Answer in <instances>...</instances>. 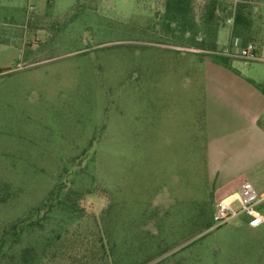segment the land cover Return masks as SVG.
<instances>
[{"label":"rangeland","instance_id":"obj_1","mask_svg":"<svg viewBox=\"0 0 264 264\" xmlns=\"http://www.w3.org/2000/svg\"><path fill=\"white\" fill-rule=\"evenodd\" d=\"M165 1L0 0V264H264V224L211 220L229 188L264 193V0L216 37L203 0L184 27ZM234 37L256 60L223 55ZM209 139L258 158L214 178Z\"/></svg>","mask_w":264,"mask_h":264},{"label":"trees","instance_id":"obj_2","mask_svg":"<svg viewBox=\"0 0 264 264\" xmlns=\"http://www.w3.org/2000/svg\"><path fill=\"white\" fill-rule=\"evenodd\" d=\"M203 13H202V19L203 23L205 25V28L207 27L208 29L210 28L213 34V37H216L217 34V23L219 24H226L225 21L226 19L232 17L233 18V24H232V30L233 33L239 31L240 27L245 28L248 17H249V7L250 3H237L235 6H231L230 8H226L223 5L222 0H203ZM192 0H166L165 1V8H166V18L169 23L174 22L176 25H179L180 27H184V21L186 13L189 10L190 4ZM227 9V11H226ZM221 21V22H220ZM236 35V33L234 34ZM203 38L201 40L196 41L197 47L200 46V49H206V44L202 42ZM243 44V43H242ZM248 44H243V46H246ZM211 46V45H210ZM208 46V47H210ZM205 47V48H204ZM214 48V45L212 44L211 46ZM221 62L226 65L227 60L226 58H221ZM261 91L264 93V88H261ZM55 196H58L60 194V190L56 191ZM53 196V198H56ZM58 200V197L57 199ZM54 203V202H53ZM52 203V204H53ZM65 202H56L57 206H61L62 209H66V205L64 204ZM56 238L59 237H53V240L55 241ZM50 241V240H48ZM47 241V242H48ZM88 241V240H87ZM94 242V241H93ZM89 243V242H88ZM102 245V243L100 242ZM90 245H94V243H91ZM2 246V239H0V248ZM92 248V247H91ZM48 257L49 261H53V257L55 256V253L50 252L48 249ZM73 249L71 250V253H73ZM25 255V254H24ZM72 256H69L71 260L76 261L77 264H93L95 258L92 257V260L90 261L91 258H86L82 256L79 252H77L75 255L71 254ZM63 257V254H62ZM68 259V256H66ZM106 259L105 255L103 254V257H99L96 261H101L103 262V259ZM30 261L29 260H24L23 264H28ZM36 264V263H35Z\"/></svg>","mask_w":264,"mask_h":264},{"label":"built area","instance_id":"obj_3","mask_svg":"<svg viewBox=\"0 0 264 264\" xmlns=\"http://www.w3.org/2000/svg\"><path fill=\"white\" fill-rule=\"evenodd\" d=\"M233 1V5L235 6L237 3H251L253 0ZM225 23L232 26L233 18L226 19ZM223 55L227 57H238L248 61L256 60L253 46L251 44L243 46L237 37L232 38L230 46L225 50ZM263 200L264 193L257 195L249 184L241 185L236 192L214 203L211 209L213 226H219L230 220L244 216L250 228L259 227L264 224V215L258 211L257 206Z\"/></svg>","mask_w":264,"mask_h":264},{"label":"crops","instance_id":"obj_4","mask_svg":"<svg viewBox=\"0 0 264 264\" xmlns=\"http://www.w3.org/2000/svg\"><path fill=\"white\" fill-rule=\"evenodd\" d=\"M210 112L207 115V118H210ZM209 123L210 121L207 120V130H209ZM206 130V132H207ZM207 154H206V159L208 161V165L211 166V175L216 178V177H221L227 180L230 179L233 175L246 170L248 166H252L253 162L257 160L258 156H249L248 160L247 158L244 159L243 163L239 160L229 162L228 163V156L223 155L222 151L214 147V144L210 141V139L207 141ZM236 159V158H235ZM240 187V184H237L231 188L228 189V191H225L223 195H221L219 199H222L234 192H236ZM254 189V188H253Z\"/></svg>","mask_w":264,"mask_h":264}]
</instances>
